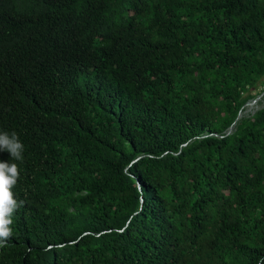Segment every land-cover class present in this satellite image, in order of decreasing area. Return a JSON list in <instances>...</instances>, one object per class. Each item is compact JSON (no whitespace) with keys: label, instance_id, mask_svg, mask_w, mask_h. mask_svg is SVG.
<instances>
[{"label":"trees","instance_id":"trees-1","mask_svg":"<svg viewBox=\"0 0 264 264\" xmlns=\"http://www.w3.org/2000/svg\"><path fill=\"white\" fill-rule=\"evenodd\" d=\"M262 92L264 0H0V264H264Z\"/></svg>","mask_w":264,"mask_h":264},{"label":"clouds","instance_id":"clouds-1","mask_svg":"<svg viewBox=\"0 0 264 264\" xmlns=\"http://www.w3.org/2000/svg\"><path fill=\"white\" fill-rule=\"evenodd\" d=\"M0 153H8L12 161H23L24 144L15 131L0 130ZM19 176L17 163L0 160V247L7 245L12 235L13 216L25 204L24 200L15 199L12 192Z\"/></svg>","mask_w":264,"mask_h":264},{"label":"water","instance_id":"water-1","mask_svg":"<svg viewBox=\"0 0 264 264\" xmlns=\"http://www.w3.org/2000/svg\"><path fill=\"white\" fill-rule=\"evenodd\" d=\"M263 95H264V92H262L261 94H259L258 96H256L254 99L250 100L249 102L245 103V104L242 106V108H243V107H246V105H254V104H256V102H257V101H258ZM239 116H240V111H238V113H237V115H236L234 121H236V119H238ZM230 131H231V127H229V129H228V131H227V134H228Z\"/></svg>","mask_w":264,"mask_h":264},{"label":"rangeland","instance_id":"rangeland-1","mask_svg":"<svg viewBox=\"0 0 264 264\" xmlns=\"http://www.w3.org/2000/svg\"><path fill=\"white\" fill-rule=\"evenodd\" d=\"M257 102H256V104H254V106L252 108L245 107L244 113L245 114H252L256 109H258L259 105L257 104ZM261 103H263V99H261Z\"/></svg>","mask_w":264,"mask_h":264},{"label":"bare ground","instance_id":"bare-ground-1","mask_svg":"<svg viewBox=\"0 0 264 264\" xmlns=\"http://www.w3.org/2000/svg\"><path fill=\"white\" fill-rule=\"evenodd\" d=\"M264 97V96H263ZM254 105H249V107L248 108H252Z\"/></svg>","mask_w":264,"mask_h":264}]
</instances>
